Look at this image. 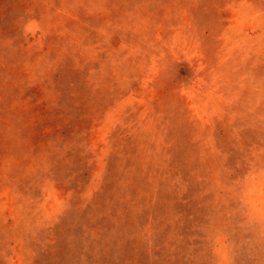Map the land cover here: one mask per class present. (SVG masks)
I'll return each mask as SVG.
<instances>
[{"label":"rangeland","instance_id":"obj_1","mask_svg":"<svg viewBox=\"0 0 264 264\" xmlns=\"http://www.w3.org/2000/svg\"><path fill=\"white\" fill-rule=\"evenodd\" d=\"M0 264H264V0H0Z\"/></svg>","mask_w":264,"mask_h":264}]
</instances>
